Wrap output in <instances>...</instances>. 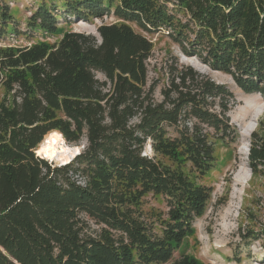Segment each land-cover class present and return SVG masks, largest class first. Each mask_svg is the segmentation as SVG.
I'll use <instances>...</instances> for the list:
<instances>
[{"label":"trees","instance_id":"trees-1","mask_svg":"<svg viewBox=\"0 0 264 264\" xmlns=\"http://www.w3.org/2000/svg\"><path fill=\"white\" fill-rule=\"evenodd\" d=\"M111 12L117 22L100 25L97 37L66 32L54 44L0 49V86L11 97L0 101V264H202L173 254L210 200L190 175H206L214 140L231 138L234 95L174 59L156 102L142 32H164L244 95L264 98V0H63L41 3L27 28L55 37L61 20ZM0 20V34L17 32L1 2ZM260 130L252 173L264 167ZM53 131L67 144L85 140L66 165L35 152ZM148 195L167 211L144 215Z\"/></svg>","mask_w":264,"mask_h":264},{"label":"rangeland","instance_id":"rangeland-1","mask_svg":"<svg viewBox=\"0 0 264 264\" xmlns=\"http://www.w3.org/2000/svg\"><path fill=\"white\" fill-rule=\"evenodd\" d=\"M0 2L9 7L11 21H15L14 28L17 31L13 33L5 28L6 33L0 34V49H14L35 42L54 44L66 32H80L97 37L100 25L117 22L112 12L101 19L66 18V24L60 21L58 36L52 37L36 31L30 37L27 27L31 13L41 3L59 7L63 0ZM130 25L134 31L142 32L136 25ZM142 34L152 43V52L147 60V84L154 85L153 97L156 102L161 101V90L168 85L166 65L174 59L179 65L190 66L199 74L226 86L234 95L229 111L225 114L232 129L231 138L214 140V163L206 175L197 177L195 172L190 175L197 183L210 188V200L204 214L194 221L192 234L182 242L173 254V259L186 254L202 264H264V167H259V172L252 173L248 161L252 133L261 134L260 125L264 124V98L260 94L244 95L230 76L213 71L195 56L183 54L179 46L164 32ZM96 78L99 81L105 80L101 73H96ZM4 99L11 97L0 86V101ZM82 143L85 145V140ZM66 145L76 147L81 142ZM35 152L50 163L59 165L56 160L45 156L41 147L37 146ZM144 154L154 156L150 145H146ZM185 170L189 172V164H186ZM141 208L148 217L153 211L161 214L167 211L162 197L153 195L144 198ZM90 224L95 228L94 224Z\"/></svg>","mask_w":264,"mask_h":264},{"label":"bare ground","instance_id":"bare-ground-1","mask_svg":"<svg viewBox=\"0 0 264 264\" xmlns=\"http://www.w3.org/2000/svg\"><path fill=\"white\" fill-rule=\"evenodd\" d=\"M38 146L41 147V152L45 156L56 160L59 165L66 164L78 150L66 145L62 135L55 131L48 133Z\"/></svg>","mask_w":264,"mask_h":264},{"label":"water","instance_id":"water-1","mask_svg":"<svg viewBox=\"0 0 264 264\" xmlns=\"http://www.w3.org/2000/svg\"><path fill=\"white\" fill-rule=\"evenodd\" d=\"M66 142V141H65ZM80 144V143H79ZM84 144L81 142V145L80 146H76L75 148H77L78 150L75 152V154H74V156L73 157H71V159L66 163V164H68V163H70L76 156H78L81 152H82V150L84 149ZM66 164H63V165H66ZM62 164H60V165H58V166H63Z\"/></svg>","mask_w":264,"mask_h":264}]
</instances>
